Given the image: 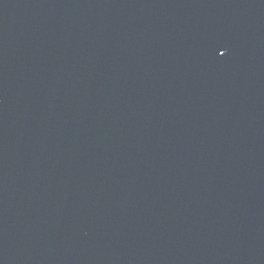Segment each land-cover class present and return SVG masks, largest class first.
Segmentation results:
<instances>
[{
  "label": "water",
  "instance_id": "95a60500",
  "mask_svg": "<svg viewBox=\"0 0 264 264\" xmlns=\"http://www.w3.org/2000/svg\"><path fill=\"white\" fill-rule=\"evenodd\" d=\"M0 264H264V0H0Z\"/></svg>",
  "mask_w": 264,
  "mask_h": 264
}]
</instances>
